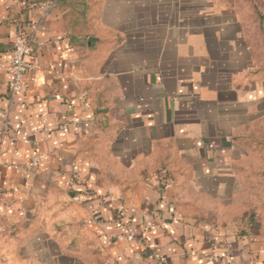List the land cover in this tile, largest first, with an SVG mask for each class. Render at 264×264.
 <instances>
[{
	"label": "crops",
	"instance_id": "crops-1",
	"mask_svg": "<svg viewBox=\"0 0 264 264\" xmlns=\"http://www.w3.org/2000/svg\"><path fill=\"white\" fill-rule=\"evenodd\" d=\"M44 5L0 0V234L18 260L264 264V235L198 220L178 190L237 177L264 100L245 31L262 1L59 0L40 23ZM38 22L40 67L11 97L10 51Z\"/></svg>",
	"mask_w": 264,
	"mask_h": 264
},
{
	"label": "rangeland",
	"instance_id": "rangeland-1",
	"mask_svg": "<svg viewBox=\"0 0 264 264\" xmlns=\"http://www.w3.org/2000/svg\"><path fill=\"white\" fill-rule=\"evenodd\" d=\"M261 1V22L258 23V19L246 21L245 31L257 41L264 61V0ZM258 111L261 114L247 123L239 136L237 177L233 181L217 188L203 187L204 191L190 182L180 183L178 187L186 194L183 202L194 211V217L230 235H264V100L256 107ZM73 200L81 202L82 199L73 197ZM7 238L10 235L0 234V264H26L15 256Z\"/></svg>",
	"mask_w": 264,
	"mask_h": 264
},
{
	"label": "built area",
	"instance_id": "built-area-1",
	"mask_svg": "<svg viewBox=\"0 0 264 264\" xmlns=\"http://www.w3.org/2000/svg\"><path fill=\"white\" fill-rule=\"evenodd\" d=\"M59 0H45L44 10L42 19L47 18L49 14L57 7ZM39 27V22L33 25L32 32H21L16 36L15 44L13 49L10 51V68L12 79L9 83V93L13 97L16 94L26 95L30 90V75L31 73L40 67V58L34 50V35ZM6 119L7 116L3 115ZM4 153L3 142L0 140V159ZM70 188L75 187L71 181L69 184ZM76 200H80V196L74 197ZM129 237H136L137 233L133 230H129ZM146 232H142V236H145Z\"/></svg>",
	"mask_w": 264,
	"mask_h": 264
},
{
	"label": "trees",
	"instance_id": "trees-1",
	"mask_svg": "<svg viewBox=\"0 0 264 264\" xmlns=\"http://www.w3.org/2000/svg\"><path fill=\"white\" fill-rule=\"evenodd\" d=\"M159 173H161L162 172V170H160V171H158ZM168 172V171H167Z\"/></svg>",
	"mask_w": 264,
	"mask_h": 264
}]
</instances>
